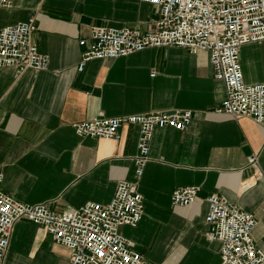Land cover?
Instances as JSON below:
<instances>
[{
    "label": "crops",
    "instance_id": "0c3cea01",
    "mask_svg": "<svg viewBox=\"0 0 264 264\" xmlns=\"http://www.w3.org/2000/svg\"><path fill=\"white\" fill-rule=\"evenodd\" d=\"M158 10L140 0H12L0 7V28L35 19L33 42L49 59L42 71L0 69L2 190L57 213L112 200L120 180L136 181L131 159L139 127L119 139L80 137L73 125L107 116L176 109L193 112L185 131L158 127L138 181L145 212L121 231L132 248L157 264H221V242L207 235V197L217 193L255 215L253 236L264 250V121L233 119L215 109L226 97L209 53L149 47L126 57L93 59L78 70L94 27L152 31ZM249 84L264 83V41L242 46ZM155 71L154 76L151 73ZM257 160L249 165L250 157ZM199 186L189 206L172 204L179 187ZM70 250L30 221L15 224L4 264H71Z\"/></svg>",
    "mask_w": 264,
    "mask_h": 264
},
{
    "label": "built area",
    "instance_id": "2783aa9c",
    "mask_svg": "<svg viewBox=\"0 0 264 264\" xmlns=\"http://www.w3.org/2000/svg\"><path fill=\"white\" fill-rule=\"evenodd\" d=\"M155 7L159 17L152 31L138 27H94L92 40L85 46L78 70L93 59L126 57L149 47H183L191 53H209L214 77L224 83L226 97L214 111L233 119L248 117L264 121V83L249 84L240 63L243 45L264 41V0H140ZM12 0H0V7H10ZM37 30L35 19L0 28V69L12 67L21 74L27 70L42 71L49 59L33 42ZM155 71L151 73L154 76ZM193 112L176 109L107 116L75 123L80 137L119 139L124 125H137L138 152L131 157L136 181L120 180L108 203L88 202L62 213L47 202L23 203L2 190L4 173L0 167V264H4L14 226L26 220L45 228L53 241L66 246L71 264H157L132 248L122 233L124 226L136 227L145 204L138 190L150 160L153 134L158 127L185 131L192 123ZM257 160L250 157L249 165ZM199 186L176 188L171 196L175 206H189L198 199ZM206 223L210 239L221 242V264H264V250L253 231L258 220L226 197L213 193L207 197Z\"/></svg>",
    "mask_w": 264,
    "mask_h": 264
}]
</instances>
